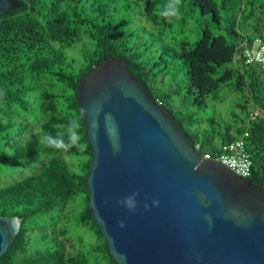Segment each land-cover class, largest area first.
I'll return each instance as SVG.
<instances>
[{"label": "trees", "instance_id": "obj_1", "mask_svg": "<svg viewBox=\"0 0 264 264\" xmlns=\"http://www.w3.org/2000/svg\"><path fill=\"white\" fill-rule=\"evenodd\" d=\"M18 1L0 15V172L15 170L0 215L22 222L0 264H118L87 210L77 90L106 58L127 61L200 152L242 140L264 191V61L244 55L264 44V0H180L175 14L172 0ZM78 207L95 239L86 250L59 222Z\"/></svg>", "mask_w": 264, "mask_h": 264}, {"label": "water", "instance_id": "obj_2", "mask_svg": "<svg viewBox=\"0 0 264 264\" xmlns=\"http://www.w3.org/2000/svg\"><path fill=\"white\" fill-rule=\"evenodd\" d=\"M19 5L0 0V15ZM77 90L87 210L118 264H264V191L203 158L127 61L102 60ZM21 222L0 215V257Z\"/></svg>", "mask_w": 264, "mask_h": 264}, {"label": "built area", "instance_id": "obj_3", "mask_svg": "<svg viewBox=\"0 0 264 264\" xmlns=\"http://www.w3.org/2000/svg\"><path fill=\"white\" fill-rule=\"evenodd\" d=\"M257 43L259 40H256ZM256 45V44H255ZM253 50H245L244 55L247 58V61L256 60L258 62L264 61V44H259L258 49L253 47ZM195 149L199 150V146L195 145ZM223 153H220L217 156H212L210 153H202L203 158L217 160L224 165L232 169L236 174L242 177H249L251 174V165L252 160L250 154L245 151L244 144L242 140H237L235 142L223 145Z\"/></svg>", "mask_w": 264, "mask_h": 264}, {"label": "rangeland", "instance_id": "obj_4", "mask_svg": "<svg viewBox=\"0 0 264 264\" xmlns=\"http://www.w3.org/2000/svg\"><path fill=\"white\" fill-rule=\"evenodd\" d=\"M77 48H69L66 50L68 55L75 56L78 54V51L80 49V46H76ZM213 108L212 105H209V108H207L208 112H211V109ZM201 114H205L201 111ZM229 114H226V117ZM230 117V116H229ZM233 125H240V123H233ZM15 170L11 169H4L0 172V184L8 183L12 177ZM24 172H21V175H24ZM81 208L78 207L75 209L72 213L66 214L62 213L59 215V222L62 224L67 225L69 229V238L73 243L76 244V246L83 248L84 250L90 249V246H92L95 243V239L92 236V233L89 230L88 224L83 221L81 218ZM70 242V241H69Z\"/></svg>", "mask_w": 264, "mask_h": 264}, {"label": "clouds", "instance_id": "obj_5", "mask_svg": "<svg viewBox=\"0 0 264 264\" xmlns=\"http://www.w3.org/2000/svg\"><path fill=\"white\" fill-rule=\"evenodd\" d=\"M179 3H180V0H172V3L169 5V11L172 12L173 14L178 12ZM69 132L70 133L72 132V127L69 128ZM154 203H156V202H154ZM128 206L131 207V204L129 203ZM145 207L147 208V205ZM120 224H121V226H124L123 221H121Z\"/></svg>", "mask_w": 264, "mask_h": 264}]
</instances>
